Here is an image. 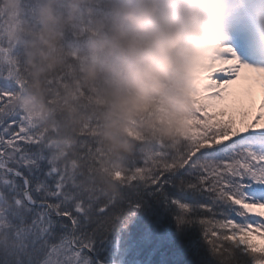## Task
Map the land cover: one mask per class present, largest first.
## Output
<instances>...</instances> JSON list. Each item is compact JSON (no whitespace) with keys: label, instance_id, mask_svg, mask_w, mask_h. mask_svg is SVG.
<instances>
[{"label":"snow or ice","instance_id":"1","mask_svg":"<svg viewBox=\"0 0 264 264\" xmlns=\"http://www.w3.org/2000/svg\"><path fill=\"white\" fill-rule=\"evenodd\" d=\"M220 51L200 86L204 134L177 156L117 173L119 201L70 187L12 110L15 89L0 84V205L10 198L0 206V264H124V235L141 213L170 219L177 233L198 228L212 251L248 246L241 238L251 234L260 247H250L264 254V67L243 63L231 45Z\"/></svg>","mask_w":264,"mask_h":264},{"label":"trees","instance_id":"2","mask_svg":"<svg viewBox=\"0 0 264 264\" xmlns=\"http://www.w3.org/2000/svg\"><path fill=\"white\" fill-rule=\"evenodd\" d=\"M136 0H0V84L12 86L13 111L22 115L40 140L49 162L64 175L65 182L86 198L99 202L119 201L123 177L146 158L179 155L204 133L195 120L199 93L185 87L190 78L183 61L185 43L177 58L173 54L163 92L153 97V107L144 109L130 124L112 134L126 145L115 150L103 139V109L97 107L108 80L103 75L104 58L95 49L108 44L118 26L117 11ZM163 0H161V6ZM64 22L60 29L58 55L63 68L44 79V104L47 114L39 116L21 101L31 92L29 61L34 56L44 29L46 13ZM158 27V26H157ZM84 62L100 64L95 88L75 89L78 69ZM74 93L70 103L77 110L70 118L63 97ZM10 198L4 205L7 209ZM124 264H264V254L226 242L217 251L202 240L198 228L177 233L168 218L158 220L141 213L124 235Z\"/></svg>","mask_w":264,"mask_h":264},{"label":"clouds","instance_id":"3","mask_svg":"<svg viewBox=\"0 0 264 264\" xmlns=\"http://www.w3.org/2000/svg\"><path fill=\"white\" fill-rule=\"evenodd\" d=\"M217 0H136L117 11L119 24L113 29L108 44L100 43L95 54L103 57V75L107 88L98 108L103 109V139L115 150L126 145L112 133L121 125L130 124L147 108L153 107V97L164 90L167 74L177 58L185 33L198 39L208 34L207 22L218 11ZM64 22L46 13L40 44L30 59L32 84L30 95L21 103L39 116L47 114L44 104V79L63 68L58 55L60 29ZM158 26V27H157ZM100 64L84 62L79 66L75 89L95 88L100 76ZM74 93L63 97L70 118L77 110L70 103Z\"/></svg>","mask_w":264,"mask_h":264},{"label":"rangeland","instance_id":"4","mask_svg":"<svg viewBox=\"0 0 264 264\" xmlns=\"http://www.w3.org/2000/svg\"><path fill=\"white\" fill-rule=\"evenodd\" d=\"M217 3L218 11L215 17L207 22L206 36L198 39L187 33L183 36L187 44L183 60L188 66L191 80H197L189 81L187 86L196 93L200 92L201 81L212 67V61L226 55L220 51V48L225 46L231 45L238 49L237 54L243 63L264 67V0H217ZM232 25L236 30L229 29ZM241 86L242 82L234 85L233 90H238ZM260 99L261 93L257 88V106ZM243 241H247L249 247H260L258 238L251 234L242 237L241 242ZM244 248L247 249L243 247L241 250Z\"/></svg>","mask_w":264,"mask_h":264}]
</instances>
